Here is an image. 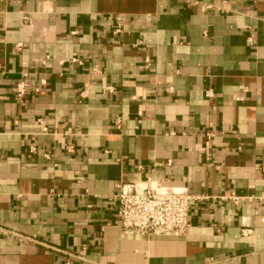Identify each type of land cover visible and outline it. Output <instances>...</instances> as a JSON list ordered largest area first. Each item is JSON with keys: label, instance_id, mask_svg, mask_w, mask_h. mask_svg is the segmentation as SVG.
I'll return each mask as SVG.
<instances>
[{"label": "crops", "instance_id": "obj_1", "mask_svg": "<svg viewBox=\"0 0 264 264\" xmlns=\"http://www.w3.org/2000/svg\"><path fill=\"white\" fill-rule=\"evenodd\" d=\"M263 169L264 0H0V264H264ZM130 182L188 231L125 232Z\"/></svg>", "mask_w": 264, "mask_h": 264}, {"label": "built area", "instance_id": "obj_2", "mask_svg": "<svg viewBox=\"0 0 264 264\" xmlns=\"http://www.w3.org/2000/svg\"><path fill=\"white\" fill-rule=\"evenodd\" d=\"M118 22L115 33L120 32L123 19L118 18ZM18 48L21 49L22 45L19 44ZM73 61L80 63L76 58ZM29 77V73H23L16 83L15 95L19 100H24L29 93ZM46 85V80H42L39 87L33 88V92L39 94L41 88ZM31 151L35 152L36 149L31 148ZM192 199L185 188H167L155 183L146 186L130 182L120 183L111 200L116 206L119 223L125 232L138 235L181 236L191 225L189 215ZM231 199L236 202L238 197L233 196Z\"/></svg>", "mask_w": 264, "mask_h": 264}]
</instances>
